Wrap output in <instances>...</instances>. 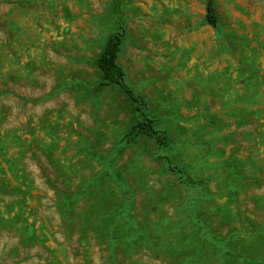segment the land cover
<instances>
[{
  "label": "rangeland",
  "instance_id": "374dc122",
  "mask_svg": "<svg viewBox=\"0 0 264 264\" xmlns=\"http://www.w3.org/2000/svg\"><path fill=\"white\" fill-rule=\"evenodd\" d=\"M207 2L0 0V264H264V0Z\"/></svg>",
  "mask_w": 264,
  "mask_h": 264
},
{
  "label": "trees",
  "instance_id": "16d2710c",
  "mask_svg": "<svg viewBox=\"0 0 264 264\" xmlns=\"http://www.w3.org/2000/svg\"><path fill=\"white\" fill-rule=\"evenodd\" d=\"M206 21L210 26L218 29L219 16L214 0H208L207 2ZM126 36V29L119 27L118 30L110 35L104 49L98 57L97 64L103 75L101 86H118L134 105V121L123 141L130 144L141 136H147L156 140L159 147H166L169 143V133L157 125L156 119L151 116L149 101L128 83L126 70L119 62ZM172 169L179 174V177L182 176L180 169L175 167H172ZM225 247L228 248V246ZM222 250L223 248H218L220 255H223Z\"/></svg>",
  "mask_w": 264,
  "mask_h": 264
}]
</instances>
